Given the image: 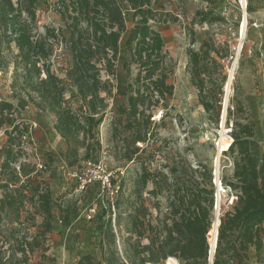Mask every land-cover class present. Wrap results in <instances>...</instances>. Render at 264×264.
Returning a JSON list of instances; mask_svg holds the SVG:
<instances>
[{"label":"trees","instance_id":"1","mask_svg":"<svg viewBox=\"0 0 264 264\" xmlns=\"http://www.w3.org/2000/svg\"><path fill=\"white\" fill-rule=\"evenodd\" d=\"M39 1L0 0V68L6 70L9 63L13 64V100H0V128L6 135L0 165V264H29L30 256L39 250L45 259L55 260L46 254L55 213L51 189L44 171L28 160L23 145L24 137L33 134L32 125L20 118L27 106L33 104L42 113L55 117L54 129L66 144L69 167L95 157L92 153L101 148L98 131L106 117L108 101L114 96L113 81L123 49L125 72L130 77L134 66L137 73L127 84V108L119 109L124 118L120 117L114 127L122 125L129 133L125 157L130 162L138 144L149 147L156 142L152 133L154 111L175 90L168 74L162 73L168 59L165 41L151 24L167 19L153 8L152 0H57L55 11L64 28L45 26L44 33L37 25ZM125 9L132 13L131 28ZM198 14L203 22L224 20L218 15L209 19V13ZM190 35L195 43L193 30ZM56 49L62 52L67 64L65 72L80 99L77 111L66 106V85L52 70L50 58ZM230 51L227 43L215 46L210 41H204L198 51L187 50L191 83L198 89L204 109L215 111L216 121L222 102L208 85L216 84V72L225 81L224 64ZM238 110H242L239 103ZM255 136L252 122H235L232 126L228 151L234 156V173L228 185L238 194L232 210L220 220L213 264H245L251 248L258 262H264V151ZM153 157L151 151L146 158L150 165ZM149 183L153 188L147 190ZM135 185L129 214L131 238L124 240L126 261L117 249L112 215L108 219L99 215L96 221L104 219L99 226L101 257L85 254L76 264H164L169 257L180 264H209L208 234L215 205L212 170L206 165L195 167L184 160H173L152 170L143 167ZM162 196L166 212L162 211ZM116 206H121L119 199ZM78 213L74 202L59 208L63 222L72 221ZM37 217L42 219L38 225ZM29 220L33 221L32 227L37 226L36 233L23 226Z\"/></svg>","mask_w":264,"mask_h":264},{"label":"rangeland","instance_id":"2","mask_svg":"<svg viewBox=\"0 0 264 264\" xmlns=\"http://www.w3.org/2000/svg\"><path fill=\"white\" fill-rule=\"evenodd\" d=\"M56 3L57 0H40L37 3V25L41 33L45 32V26L64 28L60 15L55 11ZM152 4L156 11L162 13V18L167 19V22L152 21L151 24L165 41L168 59L162 73H167L169 82L175 86L174 95L164 100L154 111L155 124L152 133L156 142L151 143L149 147L138 144L134 160L129 162L126 159L125 140L129 133L124 131L122 125L115 129L114 123L118 124L119 118H124L119 109L127 108V84L135 77L137 69L133 66L131 76L127 75L123 68L126 56L122 49L113 81L114 96L108 101L106 117L98 131L101 148L92 153L95 158L102 159L108 165L120 185L118 199L121 206L117 209L115 223L113 220L112 222L117 249L123 261H126L124 240L131 238L129 214L135 199V183L143 167L152 170L169 161L184 160L192 166L206 165L211 169L215 185L213 228L217 220H221L227 211L232 210L238 194L228 185L233 181L234 156L230 150L219 152V143L226 137L232 140L231 130L235 122H252L255 126V139L259 142L261 151H264V0H152ZM125 12L128 27L131 28L132 13L128 9H125ZM199 12L209 13V19L218 15L224 20L203 22ZM170 17H177L178 20L174 22ZM245 21L246 27L243 31ZM191 30L195 32V43H192ZM204 41H210L215 46H224L227 43L231 48L229 58L224 64L225 81H221L216 72L213 76L217 78L216 84L208 85L210 92L221 98L218 121L214 118L215 111L207 112L200 104L198 89L191 83L188 69L187 50H200ZM13 50L15 53L14 46ZM5 55L8 56L7 59L11 58L9 54ZM213 55L216 56L214 53ZM50 61L52 70L66 85V106L77 111L80 99L75 88L70 85L65 72L67 64L60 49L55 50ZM12 65L9 63L6 70L0 68V100H13ZM238 103L242 110H238ZM20 118L33 127V134L24 137L23 145L28 153V160L44 171L55 211L53 230L48 241L50 250L46 253L55 260L45 259L42 256L43 251L39 250L30 256L29 264H76L85 254L100 258L102 232L99 226L104 219L109 218L110 210L98 206V216L104 215L102 222L86 220L85 211L93 200V193L75 191L71 177L73 168L69 167L65 160L66 144L54 129L55 117L42 113L35 105L30 104L22 111ZM128 139L130 141V138ZM5 142L4 128H0V165L3 161ZM151 151L154 152V157L150 165L146 158ZM164 171L166 172V169ZM216 181L218 185L221 181L222 186L217 187ZM152 188L153 184L149 183L147 190ZM145 197H149L148 193H145ZM160 200L162 211H168L165 198L162 196ZM68 202L76 203L79 213L72 221L63 222L59 217V208ZM29 208L32 209L31 206ZM23 215L27 216L26 213ZM41 220V217H37L36 224ZM32 223L33 221L29 220L24 222L23 226L28 227L31 233H36L37 226L32 227ZM6 225L11 227L8 223ZM15 225L19 226L18 223ZM134 239L135 237L132 240ZM209 245V264H212L216 250L212 254L210 241ZM262 255L264 258V251ZM244 263L260 264L254 248L249 250Z\"/></svg>","mask_w":264,"mask_h":264},{"label":"built area","instance_id":"3","mask_svg":"<svg viewBox=\"0 0 264 264\" xmlns=\"http://www.w3.org/2000/svg\"><path fill=\"white\" fill-rule=\"evenodd\" d=\"M72 181L75 184V191L80 193H93V200L85 211V218L88 222H95L99 214L98 206L110 210L112 220L115 223L117 215V200L120 193V185L115 179L114 172L102 160L95 157L80 162L73 167ZM217 187L222 182H215ZM115 226V224H114Z\"/></svg>","mask_w":264,"mask_h":264},{"label":"bare ground","instance_id":"4","mask_svg":"<svg viewBox=\"0 0 264 264\" xmlns=\"http://www.w3.org/2000/svg\"><path fill=\"white\" fill-rule=\"evenodd\" d=\"M245 27H246V21L244 22V25H243V31L245 30ZM228 88H229V84H228ZM231 141L232 140L228 139L227 137L224 138L219 143V147H220L219 152H221V151L224 152L225 150H228V147L230 146ZM217 161H218V158H217ZM219 224H220V220H217L216 223H215V225L213 226V228H211V230L209 232V235H208V238H209V241H210V244H211V247H212V250H211V253L212 254L215 252L216 247H217L218 234H219ZM165 264H180V263H179V261L176 258L169 257L166 260V263Z\"/></svg>","mask_w":264,"mask_h":264},{"label":"water","instance_id":"5","mask_svg":"<svg viewBox=\"0 0 264 264\" xmlns=\"http://www.w3.org/2000/svg\"><path fill=\"white\" fill-rule=\"evenodd\" d=\"M220 225V224H219ZM213 264V263H212Z\"/></svg>","mask_w":264,"mask_h":264},{"label":"crops","instance_id":"6","mask_svg":"<svg viewBox=\"0 0 264 264\" xmlns=\"http://www.w3.org/2000/svg\"><path fill=\"white\" fill-rule=\"evenodd\" d=\"M77 263V262H76Z\"/></svg>","mask_w":264,"mask_h":264}]
</instances>
